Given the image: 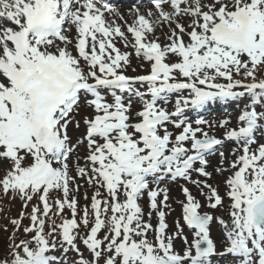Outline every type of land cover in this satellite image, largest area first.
I'll return each instance as SVG.
<instances>
[{
  "label": "snow or ice",
  "instance_id": "snow-or-ice-1",
  "mask_svg": "<svg viewBox=\"0 0 264 264\" xmlns=\"http://www.w3.org/2000/svg\"><path fill=\"white\" fill-rule=\"evenodd\" d=\"M148 3L0 0V195L21 202L0 264H264V0ZM230 104L235 124L185 115ZM181 180L203 202L182 185L169 232Z\"/></svg>",
  "mask_w": 264,
  "mask_h": 264
},
{
  "label": "rangeland",
  "instance_id": "rangeland-1",
  "mask_svg": "<svg viewBox=\"0 0 264 264\" xmlns=\"http://www.w3.org/2000/svg\"><path fill=\"white\" fill-rule=\"evenodd\" d=\"M125 20H128L129 22H131V18L129 16H124ZM118 23H121L122 24V21H117ZM117 47H120L121 50H125L123 49V45L120 44V43H117ZM130 51V49H128ZM140 62L136 60V58L133 56L132 57V66L133 67H137V72L136 73H133L131 71V69H129V72L128 74L129 75H136V74H141L140 71H139V68H138V64ZM174 99V98H173ZM223 108H226V106L222 105ZM229 106V110L226 111H222V112H215V113H212L211 111H208V113H212V114H208V115H193V118L191 120H195V119H205L207 121H210V122H217L221 119H224V118H228L232 121L233 124H235L236 122V117H237V106L236 105H228ZM140 107V104L139 102H134L133 103V110H138ZM226 110V109H225ZM194 113V110L192 111H189L185 113V115L187 117H190V115H192ZM223 130L222 129H219V128H216L213 130L212 134L213 135H216L218 138H222L221 137V132ZM79 135L78 133H73V136L74 138ZM235 147V144L234 142H231V141H224L223 145L221 146V150L224 151L226 157H227V160L225 161V164L224 166L227 167L228 166V162L231 161L232 159H234L233 156L230 155V153L232 152L233 148ZM81 154H83V149H81ZM209 161H210V166L208 167V171L212 173V178L209 179L207 182L212 184V185H219L220 187V192H221V195L224 194V185H223V180L225 179V177L227 175H229L228 172H225L223 175H218L214 169L218 166L219 164V154H215V155H211L208 157ZM6 167V165H4L3 163H0V172L3 171V169ZM193 179H203V178H199L195 175H193ZM187 186L190 191L192 192V194L194 196L197 197V199H200L202 202H203V198L199 196L198 194V190L197 188L194 186V185H191V184H185L184 181H178V182H167L165 184H161L160 187L161 188H167L168 190V194H169V201L168 203L170 204L171 208L174 210L172 211L167 217H166V220H167V223L169 224V229L168 231L171 232L173 231L174 229V221L179 218L181 216V207L178 203L179 200H182L183 199V195H182V192H181V186ZM84 189L82 188L81 189V193H83ZM91 195V190H89V196ZM6 202V201H5ZM20 203V202H18ZM81 203H83V200H81ZM141 205L144 207V210H145V213H147L148 211V207H147V204H148V201H147V197L145 196L144 199H142L140 201ZM225 204H227V200H225ZM12 207H9L7 206L6 207V210L4 211H13L14 209L18 210L19 207L17 206V203L16 201L12 204ZM14 214V213H13ZM217 216H224L225 219L227 218L226 217V214L223 212V211H217L215 213ZM0 215H3L4 216V213ZM17 215V214H16ZM15 215V216H16ZM28 222V221H27ZM182 222V221H181ZM156 221L155 219H153V224H155ZM5 224H9V220L3 222L0 227H2L0 231L1 233V236H0V249H3L4 247L7 246L8 242H9V237L12 235V232L9 231V229L7 228V231H5ZM186 233H187V230H185ZM220 233H221V229H220V226L218 224H213L212 225V237L214 239L217 240V242H219V238H220ZM181 247V241L180 240H177L176 241V248L177 250H179ZM81 249L83 250V245H81ZM63 260V264H76V261L78 260V257L75 253L73 252H69L67 254V257H63L62 258Z\"/></svg>",
  "mask_w": 264,
  "mask_h": 264
},
{
  "label": "bare ground",
  "instance_id": "bare-ground-1",
  "mask_svg": "<svg viewBox=\"0 0 264 264\" xmlns=\"http://www.w3.org/2000/svg\"><path fill=\"white\" fill-rule=\"evenodd\" d=\"M114 3L117 4L118 9L123 16L126 15L131 18V16L129 15V9L132 5V0H114ZM136 3L140 5L141 12H147V10L152 7V5L148 3V0H136ZM187 111H192V109H188ZM199 112L203 113L206 112V110H195L194 114L198 115Z\"/></svg>",
  "mask_w": 264,
  "mask_h": 264
},
{
  "label": "trees",
  "instance_id": "trees-1",
  "mask_svg": "<svg viewBox=\"0 0 264 264\" xmlns=\"http://www.w3.org/2000/svg\"><path fill=\"white\" fill-rule=\"evenodd\" d=\"M6 201V202H5ZM12 200H10L9 198L7 199H3V196L0 195V213L3 214L4 213V216L3 215H0V225L7 221V220H10L11 218H14V217H17L19 212L18 210L14 209L13 211H4L6 210V207L9 206L11 208L12 207ZM20 211V210H19ZM14 213V214H13ZM17 214V215H16ZM16 215V216H15ZM27 220L24 221V224H27ZM5 227H7L9 229V231L12 232V226L11 225H8V224H5ZM2 227H0V231L3 230L1 229ZM0 236H1V233H0ZM19 238L23 239L24 237L22 235L19 236Z\"/></svg>",
  "mask_w": 264,
  "mask_h": 264
}]
</instances>
